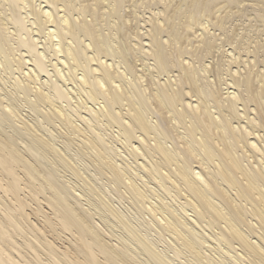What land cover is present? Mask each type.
Instances as JSON below:
<instances>
[{"label":"bare ground","instance_id":"6f19581e","mask_svg":"<svg viewBox=\"0 0 264 264\" xmlns=\"http://www.w3.org/2000/svg\"><path fill=\"white\" fill-rule=\"evenodd\" d=\"M0 264H264V0H0Z\"/></svg>","mask_w":264,"mask_h":264},{"label":"rangeland","instance_id":"374dc122","mask_svg":"<svg viewBox=\"0 0 264 264\" xmlns=\"http://www.w3.org/2000/svg\"><path fill=\"white\" fill-rule=\"evenodd\" d=\"M234 9H236V8H234ZM143 10H144V8H142V13H145V15H149L150 13L148 12L147 13V11H144L143 12ZM140 13H141V11H140ZM86 158H87V160H86ZM91 159H89V157H87V156H85V157H83V160H79V162L77 163L78 165H80L82 168H84V167H86L84 170L86 171V172H88V170L87 169H89L90 168V170H89V172H88V174H91V172L92 173H94V174H92L91 176L93 177V178H95L94 179V181L98 184V185H100L103 189H106V187L104 186L105 184H106V182H104L105 180H103V179H101V178H99V177H101V176H99V174H98V166H96L95 164H94V162H93V164H91V162L92 161H90ZM83 162V163H82ZM96 162V161H95ZM85 163V164H84ZM97 163V162H96ZM82 164V165H81ZM90 164V165H89ZM85 165H87V166H85ZM96 167H95V166ZM98 165V164H97ZM95 167V168H94ZM91 168H93V169H91ZM94 169H96V170H94ZM95 171V172H94ZM68 174H69V172H67ZM66 174L67 175V177L69 178L71 175L69 174ZM96 174V175H95ZM94 176H98L97 178L98 179H96V177H94ZM148 180V182H150L151 183V185L153 186L154 185V187H157L156 186V184L154 183V180L152 181L151 180V178H150V181H149V178H144V180ZM97 180V181H96ZM100 180V181H99ZM102 180V181H101ZM72 181H75V179L74 178H72ZM76 183H78L79 182V180H77L76 179V181H75ZM103 184V185H102ZM124 200V199H123ZM126 200V199H125ZM124 200V201H125ZM127 202V201H126ZM116 203H117V201H116ZM127 205H128V203H127ZM121 206H126V205H121ZM153 235V236H152ZM151 237H156V234H154V232H153V234L151 233ZM190 258V257H189Z\"/></svg>","mask_w":264,"mask_h":264}]
</instances>
